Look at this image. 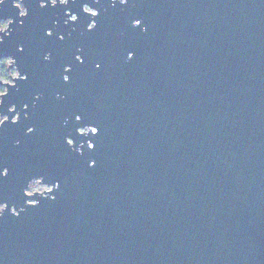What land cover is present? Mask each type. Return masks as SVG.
Returning a JSON list of instances; mask_svg holds the SVG:
<instances>
[{
    "label": "water",
    "instance_id": "obj_1",
    "mask_svg": "<svg viewBox=\"0 0 264 264\" xmlns=\"http://www.w3.org/2000/svg\"><path fill=\"white\" fill-rule=\"evenodd\" d=\"M22 3L25 17L0 3L13 20L0 54L29 76L0 106L20 112L0 127V199L40 202L0 216V264H264V0ZM64 8L78 19L65 24ZM45 26L63 46L42 37ZM65 60L76 69L68 83ZM86 124L98 133L75 132ZM66 135L85 142L80 153ZM34 175L59 181L53 199L24 197Z\"/></svg>",
    "mask_w": 264,
    "mask_h": 264
},
{
    "label": "clouds",
    "instance_id": "obj_2",
    "mask_svg": "<svg viewBox=\"0 0 264 264\" xmlns=\"http://www.w3.org/2000/svg\"><path fill=\"white\" fill-rule=\"evenodd\" d=\"M12 5L17 8L18 15L23 16L27 9L22 3V0H11ZM40 4L43 6L46 2V0H39ZM50 4H56L57 0H47ZM115 2V0H113ZM0 3H3V0H0ZM60 4L69 3V0H59ZM119 3L121 5L126 4L127 0H119ZM80 8L84 13L90 14L91 16H94L97 13V9L94 7H91L88 3L83 2L80 4ZM64 14L67 17L64 20L65 24H68L69 22H74L77 20V13L74 11H71L69 8H64ZM140 19H133L131 21V24L133 27L140 26L141 23L139 22ZM12 23V17H7L0 19V43L3 42L4 37L8 36L11 29L9 28V25ZM54 24H56V21H53ZM93 26V21L89 20V22L86 25L87 29H91ZM142 30H144L142 28ZM45 31H50L46 29ZM22 48V45L17 44L16 49L19 51ZM128 59H131V55L127 57ZM67 67V66H66ZM26 76V73L21 72L19 70V67L17 66L16 59L13 55L7 54H0V106H3L4 104V97H6L9 93V87H16V81L17 80H23ZM57 96H59V93H57ZM21 109H26L25 104H21ZM8 113H12V115L9 117ZM25 118H27L28 113L24 112ZM76 121H80L78 119V115L75 117ZM20 119V112L16 110V104L15 103H9L7 105L6 110H2L0 108V125H4V123L10 122L12 124L16 123ZM32 126L29 125L24 129L25 134H28L31 131ZM96 127L90 124H86L84 126H78L75 128V132L79 135H85L89 132L95 134L96 133ZM64 142L70 147L74 148V150L77 153H80L82 150V145L85 142H81L79 145H77L71 135H66L64 137ZM16 143H19V141H16ZM87 147L88 149H93L94 144L92 141H87ZM95 162L93 160H89L88 164L89 166H92ZM6 173V169H0V175H4ZM43 177L40 175H34L27 179L25 186L22 189V193L24 197H33L34 194H38L41 198H49L53 199L54 197L48 196L49 193H52L55 188H58L59 181H54L51 183L48 182H42ZM39 200L37 199H25L23 201V204L17 208L16 204H9L6 200H0V216H3L5 211L7 210L9 213H11L13 216H18L21 212L25 211V208L30 207H36L39 204Z\"/></svg>",
    "mask_w": 264,
    "mask_h": 264
},
{
    "label": "snow or ice",
    "instance_id": "obj_3",
    "mask_svg": "<svg viewBox=\"0 0 264 264\" xmlns=\"http://www.w3.org/2000/svg\"><path fill=\"white\" fill-rule=\"evenodd\" d=\"M94 2H95V0H94ZM86 3H88V2H86ZM57 4L67 5L68 3L60 4L59 0H57V3L53 5V4L48 3L46 0L45 4L42 6L38 0V5L40 8L55 7ZM98 15H99V13L97 11V13L92 17H96ZM25 16H27V11L23 16H20V17H25ZM0 19H3V18H0ZM77 19H78V16H77ZM92 21H93V26L91 29H88V30H92L96 27V20L93 19ZM139 22L142 23L141 20ZM12 23H13V20H12ZM19 23L23 24V21L21 20V21H19ZM54 25L55 24L53 23V26ZM46 29H48L50 31H45ZM42 37L46 40L52 41L54 44L59 43V45H61V46H63V43L66 40V37L64 34H62L60 32H54L52 27H47V26H45L43 28ZM20 45H22V48L19 50V52L23 53L25 51L24 46L22 43ZM86 55L87 54L85 53V50L82 47L76 46L74 48V50L71 52V61H74L76 65L82 66L86 63ZM126 55H127V57L129 55H131V57H133L134 53L132 51H128ZM41 60L45 63L51 62L53 60V49L45 48L42 51ZM94 67L99 69L101 67V65L99 63L94 62ZM75 71H76V69L74 68L73 63L69 62L68 60H65L61 64V67H60V79L65 83L70 82L73 78L72 75H70V74L74 73ZM24 73H26V76L21 81H26L29 79L28 73L27 72H24ZM40 95L41 94L39 92L35 93L36 99H39ZM23 104L26 105V109L29 107L28 103H23ZM78 119L79 120L82 119L81 115H78ZM6 122L4 123V125L6 124ZM16 123H18V121ZM16 123H14V124H16ZM4 125H0V127H3ZM95 130H96V133H98L99 129L97 127ZM34 131H35V126L33 125L31 128V131L29 133H33ZM0 169H6V173L4 175H0V178H6L8 173H9V168L3 163V161H0ZM0 200H2V199H0Z\"/></svg>",
    "mask_w": 264,
    "mask_h": 264
}]
</instances>
